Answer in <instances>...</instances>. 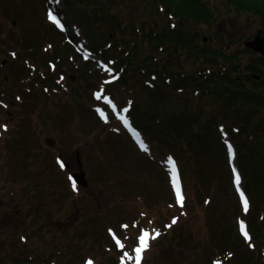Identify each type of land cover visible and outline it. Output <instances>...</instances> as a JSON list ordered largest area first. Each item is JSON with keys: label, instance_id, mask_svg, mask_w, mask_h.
<instances>
[{"label": "rangeland", "instance_id": "rangeland-1", "mask_svg": "<svg viewBox=\"0 0 264 264\" xmlns=\"http://www.w3.org/2000/svg\"><path fill=\"white\" fill-rule=\"evenodd\" d=\"M45 1L15 0L12 3L10 0H0V98L6 103L5 107L0 105V126L2 123L9 126V129L0 136V199L8 198L7 193H14L9 197V213L4 214L5 218L2 217L3 207H0V243L9 238H18L22 234L27 237V241L24 244H13L11 248L17 249L19 246L27 248L30 243H35L34 253L38 254L42 247L38 244L40 241L41 244L44 243L46 252L51 251L46 261H42L44 257L40 259L39 262L44 264L52 258L59 264L64 259L77 262L85 256H91L88 258L91 264H113L114 261V264H135L134 258L124 257L122 260L124 252L135 257L134 248L139 245V241L134 246L136 243L132 237L139 230L134 228L140 226L147 232L148 229L163 232L165 228H171V231L158 241L151 238L154 234L149 235L148 247L143 252L140 264L187 262L190 264L187 255L190 260L199 262L202 254L198 249L186 253L189 246H199L201 241H208L209 236L217 237L221 230L229 232V239L233 240L237 232L234 218L237 203L234 204L232 183L235 189H242L243 184L239 180L237 185L234 178L232 183L229 181L228 166L223 154L218 157L220 161L218 175L210 171H205L202 175L188 172L183 180L182 169L180 171L168 149L160 152L155 144H152L151 150L145 140L135 134H132L134 144L131 143L119 123H116L115 130L109 135H106L108 127H97L94 112L100 103L92 101L90 95H87L86 83L80 85L74 82L69 87H65L64 84L56 85V88H49L48 91L40 88L38 94L33 88L28 90L25 82L20 83L11 77L10 71L21 55L17 44L21 43L23 48L25 46L23 43L32 40V45L40 49V43L53 35L49 25L46 24L47 27L44 29ZM93 1L101 5L105 11L117 12L121 17L140 25L145 23L143 25L147 30L159 31L166 21L163 15L156 13L153 6L144 4L142 0H70L76 8L83 11L87 20L94 19ZM224 18L223 22L212 28L207 25H190L189 32H201V36L197 35V43L201 45L207 43L213 46L216 52L231 55L224 61L228 68L225 73L233 76L243 74L247 68L241 67L240 64L249 63L263 74L264 63L259 62V55L249 49L244 50L243 43L254 35L263 36L264 27L256 18L249 15L236 17L234 14H227ZM105 19L106 21L100 23L104 31L111 27L116 28L115 20L110 22ZM176 22L179 23L177 19ZM67 24L70 25L69 22ZM94 24L99 26V21ZM210 32L214 35L213 41L210 39ZM72 35L76 41H80L78 35L74 36L73 32ZM201 37H205L206 41L202 42ZM221 42H225L226 47L221 46ZM142 48L143 55L153 52L157 61L162 56L153 50L151 44L144 43ZM10 50L16 52V58L10 56ZM24 51L22 61L27 58V52ZM52 55L55 56L56 52ZM40 57L37 56L39 62L47 59L43 54ZM3 59L5 61L2 64ZM32 60L28 58L29 62ZM89 60L88 66L91 69L95 71L102 69L103 65L99 59L96 60L93 56ZM170 61L171 59L167 58L166 62ZM182 65H186L182 66V70L191 67L185 56L182 58ZM37 68L43 71L40 65ZM197 69L198 61L195 64V70ZM109 72L111 73L110 70ZM96 74L98 77V73ZM26 77H30L26 78L27 82L32 81L31 74ZM142 81L135 75L126 85L116 82V90L124 92L119 100L126 97L125 101L119 102L120 104H138L140 107L147 105L146 114L151 104L147 94L140 89ZM259 84L261 88L264 81L248 82L250 87ZM108 90L113 91L110 87ZM73 95H76V98ZM160 95L163 96L162 93ZM93 97L96 99L94 94ZM100 99L96 100L100 102ZM10 100L11 105L8 103ZM154 106L155 109H161L158 105ZM8 112L10 113L7 114ZM91 117L94 118V122H91ZM245 136L251 134L239 133L234 137L242 139ZM141 142L143 148L137 145ZM77 150L81 151L84 168L90 173L92 186L89 185L88 188L79 186V192H74L70 190V181H67L64 172L56 166L58 163L56 157L62 156L71 165V157L73 158ZM202 157H206V153L205 156L202 154ZM169 158L172 163L168 162ZM236 164L239 168L238 159ZM173 165L184 183V193L188 201L187 212L178 211L177 206L170 205L172 203L170 169ZM20 176L25 178V192L20 188V183L24 181ZM262 181L263 176L261 187L264 188ZM19 191L25 195L22 199H28V202L13 201ZM262 209L264 210L263 207ZM174 218L175 223L172 222ZM122 221L133 222L135 227H122L126 225V223L120 225ZM8 222H13L17 230L24 227H28V230L21 233L9 231L6 229ZM81 237L84 241H78ZM110 237L119 240L124 247L120 248L117 244L114 246ZM108 245L110 247L106 248ZM26 252L31 256L27 249ZM79 254L80 257H77ZM204 260L203 256L202 262ZM25 261H28V257L16 255L13 260H0V264H18Z\"/></svg>", "mask_w": 264, "mask_h": 264}, {"label": "trees", "instance_id": "trees-1", "mask_svg": "<svg viewBox=\"0 0 264 264\" xmlns=\"http://www.w3.org/2000/svg\"><path fill=\"white\" fill-rule=\"evenodd\" d=\"M10 1L15 2V0ZM142 2L153 6L156 13L166 19L161 30H147L144 28L145 23L140 25L125 17L122 18L117 12L105 11L94 1L91 2L95 7L94 19L88 18V20L86 15H83V11L76 8L70 0H60L55 4L59 14L67 18L66 21L72 27L74 36L77 35L78 29L84 30L90 51L99 54L105 60H116L113 67L119 72L117 83L126 85L135 75L143 80L140 88L147 93L151 108L145 114L146 108L141 110L139 106L133 104L131 115L136 126L150 142L155 141L156 144L170 149L180 163L184 176L188 172L202 175L205 171L218 175V165H220L218 157L223 154L226 161V144H233L237 151L248 207L245 211L233 190L234 204L237 203L234 218L235 224L237 220L244 224L248 233L247 238L236 232L234 239L230 240L229 232L221 230L217 237L209 236V240L201 241L199 246H189L186 253L198 249L202 254L199 262L190 260L186 254L190 264H217L218 260L219 264H264V210L262 209L264 188L261 187V177H264V90L260 89V84L253 87L244 84L243 79L250 80L249 75H242L241 79L237 77L238 75L225 73L228 68L224 61L231 55L218 53L208 44L197 43L196 39L201 36V32L190 33L188 28L190 25L215 27L224 21L227 14H234L236 17L249 15L256 18L264 27V0L211 2L209 0H142ZM105 18L110 22L115 20L116 28L111 27L108 31H104L100 23L106 21ZM44 20V29L49 24L48 27L53 35L50 39L45 38L44 41L40 39L42 41L39 45L40 49L32 45V40L23 43L24 49L22 44L18 43L17 48L21 55L10 71L11 77L20 83L25 82L26 88L32 89L35 80L51 81L49 79H54L59 69L69 68L76 75L78 83H86L92 88L97 87V72L88 66L86 60L79 61V64L71 61L72 58L80 60L79 55L73 48L69 50L70 46L64 43L61 35L54 30L45 13ZM97 21L99 26L94 24ZM213 38L214 35L210 32L212 41ZM144 43L151 44L156 53L162 54L158 61L153 52L143 55ZM222 45L225 46V42H221ZM24 50L27 52V58L22 61ZM53 52L54 54L56 52L55 56L52 55ZM71 53L74 55L71 56ZM41 54L47 59L39 62L37 56L41 58ZM184 56L186 61H190L191 67L182 70V66L186 67L182 65ZM28 58H32V62H29ZM167 58L171 59L170 63L166 62ZM67 59H70L71 63H68ZM196 61L199 67L197 70H195ZM65 62L70 65L62 64ZM52 64H55V70H51ZM38 65L43 71L37 68ZM240 66L243 67V63ZM30 74L32 81L27 82L26 78L30 79V77L26 76ZM45 78L47 80H43ZM161 93L163 96L160 95ZM154 105H158L161 109H155ZM222 130L226 131L225 135L222 134ZM239 133H250L251 136L235 138L234 136H238ZM203 148L204 152H202ZM205 153L206 157H202ZM228 175L231 182L229 168ZM186 201L182 206L184 211H187L188 201ZM203 256L205 262H202Z\"/></svg>", "mask_w": 264, "mask_h": 264}, {"label": "snow or ice", "instance_id": "snow-or-ice-1", "mask_svg": "<svg viewBox=\"0 0 264 264\" xmlns=\"http://www.w3.org/2000/svg\"><path fill=\"white\" fill-rule=\"evenodd\" d=\"M48 19L51 20V21L56 22L57 25L59 26V22L57 21L56 17L52 14V12L48 13ZM85 58H87V57H85ZM105 70H107V68H105ZM113 79H115V77H113ZM106 83H107V81H106ZM95 96H96V99H100L101 98V94L99 92L96 93ZM104 100L106 102L110 103V101H108L107 97H104ZM114 107L115 106L113 105V108ZM123 111H127V109H124ZM101 115H103V113H101ZM119 118L121 120H123V116H121ZM141 147L143 148V144H141ZM229 152L231 153V146H229ZM168 162L172 163L171 158H169ZM233 172H235V169H233ZM239 179L240 178L237 175L236 178H235V183L237 185L239 184ZM172 185H173V189H174V192H175L176 203L182 205L183 204V195H182V193L180 191V188H179V184H178L177 177H176V174H175V166L174 165H173V172H172ZM237 191H239V188H237ZM240 197H241V201L243 202L244 210L247 211L248 203H247V200L244 199L243 193H240ZM172 222L173 223L176 222L175 218L173 219ZM122 227L126 228L127 225H123ZM240 230L244 234V236L247 238V232L245 231L244 225H243L242 222L240 223ZM109 231L111 232V230H109ZM156 235H159V233H155V235H153L151 238L155 239ZM148 238H149V233L146 230L141 229V234L138 237L139 246L134 248L135 257H132L128 252H124L122 260H123L124 257H127L129 259H133L134 258L135 259V264H140V260L142 259V255L141 254L148 247V243H147ZM116 243H117L118 247H120V248L124 247L123 244H121L119 240H117ZM88 264H91V262L89 261Z\"/></svg>", "mask_w": 264, "mask_h": 264}, {"label": "flooded vegetation", "instance_id": "flooded-vegetation-1", "mask_svg": "<svg viewBox=\"0 0 264 264\" xmlns=\"http://www.w3.org/2000/svg\"><path fill=\"white\" fill-rule=\"evenodd\" d=\"M68 168H70L71 171H74L75 169V165L74 162L70 165L67 164ZM24 244V242L21 241V239L18 238H9L6 239L5 241L0 243V251L2 253L3 256H10V257H14L16 255H27L26 249L28 252H30V250L28 248H25L24 246L17 248V249H12L11 245L15 244V245H19V244ZM17 250V251H16ZM20 264V263H19Z\"/></svg>", "mask_w": 264, "mask_h": 264}, {"label": "water", "instance_id": "water-1", "mask_svg": "<svg viewBox=\"0 0 264 264\" xmlns=\"http://www.w3.org/2000/svg\"><path fill=\"white\" fill-rule=\"evenodd\" d=\"M245 46L256 52H260L261 56L264 57V37L255 36L252 40L246 41ZM78 180L80 181V178Z\"/></svg>", "mask_w": 264, "mask_h": 264}]
</instances>
